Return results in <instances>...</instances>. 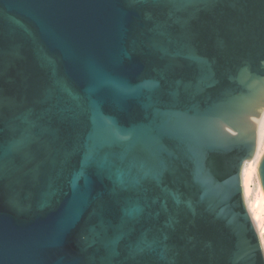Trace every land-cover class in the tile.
Segmentation results:
<instances>
[{
    "label": "water",
    "instance_id": "water-1",
    "mask_svg": "<svg viewBox=\"0 0 264 264\" xmlns=\"http://www.w3.org/2000/svg\"><path fill=\"white\" fill-rule=\"evenodd\" d=\"M263 113L264 0H0V264H264Z\"/></svg>",
    "mask_w": 264,
    "mask_h": 264
},
{
    "label": "bare ground",
    "instance_id": "bare-ground-1",
    "mask_svg": "<svg viewBox=\"0 0 264 264\" xmlns=\"http://www.w3.org/2000/svg\"><path fill=\"white\" fill-rule=\"evenodd\" d=\"M263 152H264V113L260 119L259 122V128H258V148H257V152L255 157L249 161V163H245V167L242 175H243V184H244V190H245V194L246 196L249 195L250 193V182L252 180V168L253 165H255V172L258 173V166L260 164V160L263 156ZM258 175V174H257ZM254 199L251 203V205H249V210L251 211L252 214V218L253 221L256 225V228L259 230V234L261 239L264 242V196H263V192H262V188L260 185V189L259 192L256 193L255 195H253Z\"/></svg>",
    "mask_w": 264,
    "mask_h": 264
},
{
    "label": "rangeland",
    "instance_id": "rangeland-1",
    "mask_svg": "<svg viewBox=\"0 0 264 264\" xmlns=\"http://www.w3.org/2000/svg\"><path fill=\"white\" fill-rule=\"evenodd\" d=\"M263 156H264V152H263ZM263 156H262V158H263ZM261 158V159H262ZM261 161V160H260ZM247 163H249V162H247ZM245 167V166H244ZM255 165H253V168H252V180H251V182H250V193H249V195L248 196H246V194H245V188H244V184H243V181H242V185H243V190H244V198H245V202H246V204H247V206H248V209H250L249 208V205H251V203H252V201H253V199H254V197H253V195H255L256 193H258L259 192V189H260V181H259V176L257 175L258 173L257 172H255ZM243 170H244V168H243ZM242 177H243V175H242ZM242 180H243V178H242ZM250 211V210H249ZM250 213H251V211H250ZM252 215V214H251ZM263 229H264V226H263ZM258 230V229H257ZM258 232H259V230H258ZM260 235V234H259ZM260 239H261V237H260ZM261 244H262V247H263V251H264V242H263V240L261 239Z\"/></svg>",
    "mask_w": 264,
    "mask_h": 264
}]
</instances>
